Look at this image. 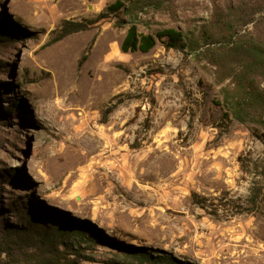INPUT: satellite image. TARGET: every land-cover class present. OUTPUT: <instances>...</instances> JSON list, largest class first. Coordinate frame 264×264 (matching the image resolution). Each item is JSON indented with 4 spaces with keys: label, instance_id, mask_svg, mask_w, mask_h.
Segmentation results:
<instances>
[{
    "label": "rangeland",
    "instance_id": "1",
    "mask_svg": "<svg viewBox=\"0 0 264 264\" xmlns=\"http://www.w3.org/2000/svg\"><path fill=\"white\" fill-rule=\"evenodd\" d=\"M115 1L0 0V239L29 245L0 264H264V108L234 117L213 64L225 21L264 42V0L140 8L189 42L146 53Z\"/></svg>",
    "mask_w": 264,
    "mask_h": 264
},
{
    "label": "trees",
    "instance_id": "2",
    "mask_svg": "<svg viewBox=\"0 0 264 264\" xmlns=\"http://www.w3.org/2000/svg\"><path fill=\"white\" fill-rule=\"evenodd\" d=\"M173 0H135L127 3L125 0H117L107 7V14H117L123 12L130 17L129 28L126 36L122 42L121 48L124 52H149L158 42H162L165 47L184 50L187 48L189 42L183 31L175 27H167L153 33H142L139 31L137 21H140L139 13L140 8L147 6L154 7L157 10H162L168 2ZM104 16V15H103ZM229 32L228 42L222 43L217 47L220 50L218 59L213 63L218 68L223 69L226 67L224 63H229L228 58L234 59L237 63L241 64L238 67H231L230 77L242 82L243 90L245 92V99L238 101V109H234L233 116L239 119H245V112L247 107L259 105L264 108V86L261 87V82L256 75H260L264 80V42L257 41L255 38L250 40H241L237 37L235 23L228 20L224 22ZM79 30V27H76ZM207 32V38L211 37V31ZM243 69H242V68ZM253 193H260L256 190ZM98 229V228H96ZM41 246L48 247L56 245L54 237H45L41 241ZM19 244L11 238L5 236L0 239V258L4 253L10 255ZM32 246V245H31ZM20 248L29 247L28 244L21 243ZM144 259L148 260L152 257L150 254H144ZM173 260V259H166Z\"/></svg>",
    "mask_w": 264,
    "mask_h": 264
}]
</instances>
